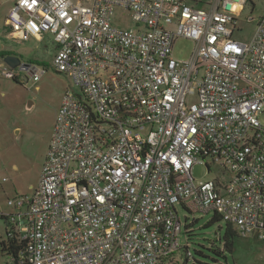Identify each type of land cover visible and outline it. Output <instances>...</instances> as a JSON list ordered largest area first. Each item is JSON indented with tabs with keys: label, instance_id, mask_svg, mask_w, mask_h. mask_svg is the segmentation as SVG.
I'll return each mask as SVG.
<instances>
[{
	"label": "built area",
	"instance_id": "obj_1",
	"mask_svg": "<svg viewBox=\"0 0 264 264\" xmlns=\"http://www.w3.org/2000/svg\"><path fill=\"white\" fill-rule=\"evenodd\" d=\"M9 1L10 39L52 36L71 88L37 187L0 202L6 240L24 245L8 264H175L178 207L264 244V14L243 17L248 0ZM115 9L134 28L113 25ZM27 64L35 84L47 70Z\"/></svg>",
	"mask_w": 264,
	"mask_h": 264
},
{
	"label": "rangeland",
	"instance_id": "obj_2",
	"mask_svg": "<svg viewBox=\"0 0 264 264\" xmlns=\"http://www.w3.org/2000/svg\"><path fill=\"white\" fill-rule=\"evenodd\" d=\"M80 1L84 4L88 0ZM10 9L9 0H0V53L8 51L18 57L21 63H35L47 70L37 83L26 80L25 73L19 67L14 68L17 81L5 77L2 72L8 70L0 58V202L7 198L29 193V187L34 186L39 178L44 158L47 152L55 117L65 92L71 88L70 79L56 73L52 67L55 44L52 36L45 35L42 39L31 38L27 42L10 39L5 27V18ZM264 14V0H248L243 17H258ZM115 26L132 29L134 24L129 15L120 9H115L112 15ZM241 33L235 34V39L247 42L253 35L252 24L240 23ZM194 50L192 41L179 38L173 46V56L186 60ZM264 123V118H261ZM196 179H207L201 165L193 168ZM180 220L185 219L189 230L183 229L179 238L181 248L174 254L175 264H264V244L254 236L240 237L233 240L232 252H226L225 258L215 256L209 245L221 247L217 237L221 239L225 233L226 224L221 220L208 223L214 213L201 215L190 213L178 207ZM4 212L9 209L3 206ZM2 211V212H3ZM6 240L5 220L0 217V242ZM186 244L189 246L190 258L186 259ZM215 259V261H214ZM9 259L0 250V264H8ZM185 262V263H184Z\"/></svg>",
	"mask_w": 264,
	"mask_h": 264
},
{
	"label": "trees",
	"instance_id": "obj_3",
	"mask_svg": "<svg viewBox=\"0 0 264 264\" xmlns=\"http://www.w3.org/2000/svg\"><path fill=\"white\" fill-rule=\"evenodd\" d=\"M7 55H13L12 53L8 52V53H0V58H3ZM14 81L16 79H13ZM17 81V80H16ZM1 218H3L2 216H0ZM4 219V218H3ZM219 222L220 221V218L218 215L214 214L212 220L208 223L209 224H212L213 222ZM184 230H185V233H189V232H186L187 230H189V225L186 224L184 226ZM237 233L234 231V229H232V227H230L229 225L226 224V229H225V233L223 235V238L221 239L220 236L217 237V241L221 244V247H216L214 248L213 244H210L209 245V250H211V252L215 255V256H222L223 258H225V253L226 252H229L231 253L232 252V248H233V240L235 237H237ZM24 247L23 244H17L15 243V241L13 240H5L3 242H0V250L1 252L5 253V255L7 257L9 256H14L17 254L18 251L22 250ZM185 250L187 251L188 250V247L185 246L184 247ZM189 258L186 257L185 259V262H187ZM215 261V259H214ZM184 262V263H185Z\"/></svg>",
	"mask_w": 264,
	"mask_h": 264
},
{
	"label": "water",
	"instance_id": "obj_4",
	"mask_svg": "<svg viewBox=\"0 0 264 264\" xmlns=\"http://www.w3.org/2000/svg\"><path fill=\"white\" fill-rule=\"evenodd\" d=\"M3 62L10 68L14 69L20 66H28L27 63H21L20 59L15 55H7L4 57Z\"/></svg>",
	"mask_w": 264,
	"mask_h": 264
},
{
	"label": "crops",
	"instance_id": "obj_5",
	"mask_svg": "<svg viewBox=\"0 0 264 264\" xmlns=\"http://www.w3.org/2000/svg\"><path fill=\"white\" fill-rule=\"evenodd\" d=\"M9 3H10V7H11V2L9 1ZM41 173V172H40ZM39 177H40V175H39ZM38 181H39V178H38V180H37V182H36V184L34 185V186H31V187H29V193H27V194H25V195H30L32 192H33V190L37 187V185H38ZM4 207H6L5 205H3ZM3 206H2V209H3ZM6 208H8V207H6ZM9 210V213L8 214H12V213H14V210L13 209H11V208H8ZM3 211V210H2ZM4 212V211H3ZM4 213H6V212H4Z\"/></svg>",
	"mask_w": 264,
	"mask_h": 264
},
{
	"label": "flooded vegetation",
	"instance_id": "obj_6",
	"mask_svg": "<svg viewBox=\"0 0 264 264\" xmlns=\"http://www.w3.org/2000/svg\"><path fill=\"white\" fill-rule=\"evenodd\" d=\"M4 53H8V51H5ZM2 60L4 59V57L3 58H1Z\"/></svg>",
	"mask_w": 264,
	"mask_h": 264
},
{
	"label": "bare ground",
	"instance_id": "obj_7",
	"mask_svg": "<svg viewBox=\"0 0 264 264\" xmlns=\"http://www.w3.org/2000/svg\"><path fill=\"white\" fill-rule=\"evenodd\" d=\"M16 81V80H15Z\"/></svg>",
	"mask_w": 264,
	"mask_h": 264
}]
</instances>
